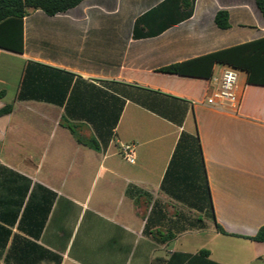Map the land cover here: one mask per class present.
Wrapping results in <instances>:
<instances>
[{"label": "crops", "instance_id": "crops-1", "mask_svg": "<svg viewBox=\"0 0 264 264\" xmlns=\"http://www.w3.org/2000/svg\"><path fill=\"white\" fill-rule=\"evenodd\" d=\"M21 36L0 48V264H264V84L240 71L231 111L160 72L263 39L256 0H84Z\"/></svg>", "mask_w": 264, "mask_h": 264}, {"label": "trees", "instance_id": "trees-1", "mask_svg": "<svg viewBox=\"0 0 264 264\" xmlns=\"http://www.w3.org/2000/svg\"><path fill=\"white\" fill-rule=\"evenodd\" d=\"M84 0H0V48L10 51H22V21L31 11H42L46 16L53 17L65 14L79 6ZM256 4L264 19V0H256ZM187 17L191 12V5H185ZM215 24L219 29H228V15L226 12H218ZM13 28L11 33H1L4 28ZM15 29L18 31L15 32ZM231 66L248 74V82L252 84H264V38L252 43L243 44L226 50L215 52L191 62L170 66L160 72L169 75H179L198 79L210 80L215 65ZM11 111V107L4 108L0 113ZM73 132V128L70 127ZM94 146V144H93ZM200 158L201 149L199 147ZM203 166V162H202ZM205 174V173H204ZM208 190L207 218L214 220L213 205ZM174 235L169 239H173ZM256 242L264 243V226L256 235L249 238ZM208 255L207 252H201ZM153 264H165L162 258L154 260Z\"/></svg>", "mask_w": 264, "mask_h": 264}, {"label": "built area", "instance_id": "built-area-1", "mask_svg": "<svg viewBox=\"0 0 264 264\" xmlns=\"http://www.w3.org/2000/svg\"><path fill=\"white\" fill-rule=\"evenodd\" d=\"M243 88L240 85V71L231 66H222L220 74L210 79L209 93L204 102L212 107L238 111ZM122 155L131 165L136 163L135 147L122 146Z\"/></svg>", "mask_w": 264, "mask_h": 264}]
</instances>
